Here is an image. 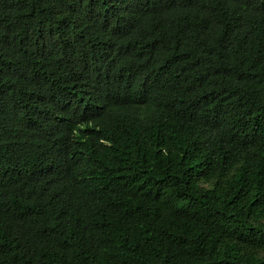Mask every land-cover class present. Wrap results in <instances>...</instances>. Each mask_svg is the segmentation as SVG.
Returning <instances> with one entry per match:
<instances>
[{
  "label": "trees",
  "instance_id": "1",
  "mask_svg": "<svg viewBox=\"0 0 264 264\" xmlns=\"http://www.w3.org/2000/svg\"><path fill=\"white\" fill-rule=\"evenodd\" d=\"M0 251L264 264V0H0Z\"/></svg>",
  "mask_w": 264,
  "mask_h": 264
},
{
  "label": "bare ground",
  "instance_id": "2",
  "mask_svg": "<svg viewBox=\"0 0 264 264\" xmlns=\"http://www.w3.org/2000/svg\"><path fill=\"white\" fill-rule=\"evenodd\" d=\"M22 96V95H21ZM57 136V135H56ZM58 137V136H57ZM61 137V136H60ZM13 138V137H12ZM59 138V137H58ZM50 144V143H49ZM27 150V149H26ZM67 150V149H66ZM54 151V150H53ZM36 152V151H35ZM49 155V154H48ZM57 157V156H56ZM65 172V171H64ZM81 173V172H80ZM84 175V174H83ZM60 178V177H59ZM88 185V184H87ZM75 213V212H74ZM1 252V251H0Z\"/></svg>",
  "mask_w": 264,
  "mask_h": 264
}]
</instances>
